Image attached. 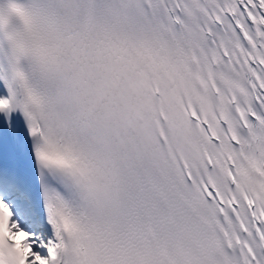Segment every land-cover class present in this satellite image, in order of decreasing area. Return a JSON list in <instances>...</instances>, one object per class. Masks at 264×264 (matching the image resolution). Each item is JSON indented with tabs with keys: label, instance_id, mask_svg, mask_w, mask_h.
<instances>
[{
	"label": "snow or ice",
	"instance_id": "snow-or-ice-1",
	"mask_svg": "<svg viewBox=\"0 0 264 264\" xmlns=\"http://www.w3.org/2000/svg\"><path fill=\"white\" fill-rule=\"evenodd\" d=\"M0 264H264V0H0Z\"/></svg>",
	"mask_w": 264,
	"mask_h": 264
}]
</instances>
